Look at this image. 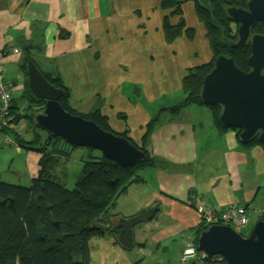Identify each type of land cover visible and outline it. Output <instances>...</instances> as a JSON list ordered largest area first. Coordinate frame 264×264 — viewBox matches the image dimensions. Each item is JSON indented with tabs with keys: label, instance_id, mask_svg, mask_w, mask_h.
<instances>
[{
	"label": "crops",
	"instance_id": "crops-1",
	"mask_svg": "<svg viewBox=\"0 0 264 264\" xmlns=\"http://www.w3.org/2000/svg\"><path fill=\"white\" fill-rule=\"evenodd\" d=\"M186 9L192 25L185 19ZM183 10L187 28L194 30L193 40L196 28L206 39L202 44L207 55L204 63H210L213 53L194 5L187 3ZM166 15L162 0H0V58L5 57L4 79L13 88L12 105L15 102L17 106L26 92L22 60L29 49V58L44 75L59 76L67 88L68 75H76L89 86L86 89L93 90L94 96L88 100L97 103L85 111L83 102H71L77 112L87 114L99 109L115 132L129 130L134 140L136 122L140 124L137 136L142 137L145 127L156 119L147 150L161 163L140 171L141 181L120 197L113 212L129 220L151 210V217L136 225L134 234L135 246L150 252L149 264H194L184 261L182 254L199 237L202 225L198 207L208 206L223 213L233 206H244L249 223L262 221L264 147L243 145L235 129L222 132L211 111L192 105L186 113L191 118L176 120L164 112L175 104L155 110L144 105L146 99L154 104L161 87L174 85L167 73L170 64L181 68L172 75L182 73L176 79L180 92L175 96L185 98L181 94L183 81L198 66L193 61L179 65L176 47H183L178 44L179 38L167 42L163 31ZM171 22L177 24L179 17ZM14 48L20 53L13 54ZM199 115L211 120L199 119ZM14 140L8 136L0 139V159L5 157L0 163V178L5 172L10 177L26 173L31 184L40 171L41 154L21 148ZM14 153L25 158L22 172L14 171ZM89 153H81V167ZM63 161L67 160L60 163ZM81 167L73 175V184ZM111 239L120 245L114 237ZM142 262L145 258L136 264Z\"/></svg>",
	"mask_w": 264,
	"mask_h": 264
},
{
	"label": "trees",
	"instance_id": "trees-1",
	"mask_svg": "<svg viewBox=\"0 0 264 264\" xmlns=\"http://www.w3.org/2000/svg\"><path fill=\"white\" fill-rule=\"evenodd\" d=\"M247 1H213L215 23L223 30L224 36H222L221 31L213 26L208 12L202 9L196 0H162V9L167 12L163 23L167 42L173 43L184 33L190 38L194 37V30L187 28L183 17L184 5L192 3L198 19L206 29V38L213 53L212 62L196 69L197 76L193 75L184 79L185 100L179 105L164 110L171 115L172 119H182L188 107L192 105L206 106L199 99V94L204 78L213 68L218 56L231 57L240 69L249 71L247 62L251 55V47L232 45L237 35L231 28L232 22L225 10L229 6H243ZM174 17H179V22L175 25L171 22ZM255 32L263 34L264 25L259 23L255 27ZM25 57H30L29 49L24 51L23 58ZM22 70L25 76L26 92L18 103L20 105L16 106L14 102L12 106L14 121L20 124L25 118H29L37 130L39 128L34 125V114L40 111L34 107L43 110L44 103L38 104L28 95L24 59ZM44 76L52 85L65 90L66 94L60 100L63 109L72 115L94 121L105 131L129 139L146 154V160L133 167H122L105 158L100 151L88 148L90 153L83 158L82 169L76 175L73 189H70L59 181L56 171L60 161H68L77 148H73L64 139L53 137L47 132V136L42 137L35 131L34 140H26L16 134L14 141L21 148L41 154L40 171L28 187L0 181V264H90V239L108 234L115 238L116 244L119 243L117 237L120 229L116 221L124 222L125 218L113 212L118 200L127 193L130 186L141 181V170L157 167L161 163L160 160L151 157L147 150L149 137L156 121L153 120L145 127L141 143L138 144L131 139L129 130L121 134L115 132L108 118L102 115L99 109H94L87 114L77 112L70 102V90L64 85L62 79L53 74ZM23 107L24 112L20 114L19 110ZM206 107L210 109L221 131H226L227 129L219 122L221 108ZM30 109L34 111L28 114ZM4 131L0 130V133ZM254 145L261 144L257 139L248 144V146ZM262 220L264 221V216ZM206 229L207 227L202 225L198 234L200 235ZM61 236H64L63 241L59 239ZM192 261H195L191 262L194 264H227L221 256L201 257Z\"/></svg>",
	"mask_w": 264,
	"mask_h": 264
},
{
	"label": "water",
	"instance_id": "water-1",
	"mask_svg": "<svg viewBox=\"0 0 264 264\" xmlns=\"http://www.w3.org/2000/svg\"><path fill=\"white\" fill-rule=\"evenodd\" d=\"M208 12L214 27L213 0H196ZM230 22L238 25V42L250 43L249 71L240 69L233 58L220 55L205 76L199 99L206 106L221 108L219 122L225 129L239 131L243 145L255 139L264 147V33L252 36V30L264 25V0H249L247 8L229 7ZM223 34V33H222ZM28 95L44 108L34 114V125L49 135L64 139L73 148H92L122 167H133L146 160V154L129 139L103 130L97 123L63 109L64 89L52 85L29 57L24 58ZM151 217V210L124 220L118 226V242L126 250L135 246V226ZM63 241L64 236H61ZM197 250L208 257L221 256L227 264H264V221L258 222L249 236L226 225H214L198 238Z\"/></svg>",
	"mask_w": 264,
	"mask_h": 264
},
{
	"label": "rangeland",
	"instance_id": "rangeland-1",
	"mask_svg": "<svg viewBox=\"0 0 264 264\" xmlns=\"http://www.w3.org/2000/svg\"><path fill=\"white\" fill-rule=\"evenodd\" d=\"M156 5V4H155ZM190 11L186 9L185 12V19L189 22L190 25H192L191 19L188 16V13ZM196 19V16H195ZM140 20L143 22L142 18ZM194 27V26H191ZM196 36L195 39L190 38L187 34L183 37L179 38L178 44L181 45L183 48L181 49L180 46L176 47L177 57H178V63L183 64L190 61H193L196 63V65L200 66L202 64H205L204 61L207 59L206 53H204L205 48H203V43L206 42V39L204 36L200 35V30L196 28ZM194 42L193 45H191V42ZM191 46V47H189ZM196 52L195 56L193 53ZM37 56L36 54L33 55V57ZM53 61H49L48 64H53ZM170 69L167 70L168 75L171 74L169 77L170 82L174 83L173 90L172 87L170 88L168 85H165L164 87H161V93L157 96V98L153 101L154 104L146 99L145 106H151L153 110L160 106L168 105V103H171L169 105H179L181 104L185 98L181 97L178 98L175 96V94L179 95V90L177 89V78L181 77L182 73L180 75H172L174 73H177L178 71H181V68L178 67L176 64H170ZM69 78H67L66 85L70 89V102L76 103V102H83L84 103V109L85 111H88L91 108L92 104H96L97 100H88V98H92L94 96L93 90L86 89L85 82L81 80L76 75H68ZM91 86V85H90ZM26 88V85H25ZM167 91V93H165ZM184 94V93H181ZM172 95V96H171ZM179 99V100H178ZM176 100L178 102L176 103ZM143 105V106H144ZM195 108H202L201 110H204L205 112H209L210 109L206 106H199L193 105ZM37 109L38 111H41L42 108L34 107V109ZM192 108V107H191ZM33 109V111H34ZM160 110V109H159ZM32 109L28 110V114H31L33 112ZM84 114V113H83ZM188 118H191L189 115H185ZM193 119H196V116H193ZM199 119H203L204 121L206 119L211 120V117L208 118V116L199 115ZM130 119L129 121H131ZM156 120V119H155ZM135 121V120H134ZM16 131L15 133L10 131L8 134H0V139L5 140L8 136L10 139H15L16 134H19L21 137L25 138L26 140H34L36 138V133L41 134L42 137L47 136L46 132L37 129L33 127L31 121L29 118H25L20 124H14ZM135 125H137L138 129L134 131L135 136L137 137V140L135 139V142L140 144L141 143V137L137 136L139 133V123L136 122ZM116 131V130H115ZM143 134V132H142ZM41 139V138H40ZM9 148V147H7ZM82 152H90L88 148H77L76 152L74 153L72 159L70 161H63L60 163L59 167L56 171V176L59 178V181L66 185V187L73 189L75 183L73 184V175L79 171L81 164H80V155ZM24 154H26V151H24ZM5 159L4 156H1L0 163H2V160ZM9 159V158H7ZM9 161V160H8ZM25 167V158L16 156L14 153V171L20 170L21 172L24 170ZM82 169V167H81ZM26 174V173H25ZM22 173L21 176H14L10 177L9 173L5 172L2 174V177L0 178V181L7 182L14 185H20L24 187L30 186V182H28V179L26 178V175ZM121 206H123L121 204ZM258 223V222H257ZM255 220H252L248 226L244 228H236L238 232L245 236H249L251 232L253 231L255 225L257 224ZM112 237L110 235L105 236H96L90 239L89 245H90V264H136L137 261H139L141 258H145V263L142 262L141 264H149L148 262L151 259V254L149 251H146V249L139 247L136 245L134 249L132 250H126L120 245H115L112 243ZM138 244V243H137ZM182 264V263H181Z\"/></svg>",
	"mask_w": 264,
	"mask_h": 264
},
{
	"label": "built area",
	"instance_id": "built-area-1",
	"mask_svg": "<svg viewBox=\"0 0 264 264\" xmlns=\"http://www.w3.org/2000/svg\"><path fill=\"white\" fill-rule=\"evenodd\" d=\"M13 54H19V49H12ZM4 56L0 58V130H14L16 122L13 113V92L12 86L4 79V66L2 64ZM24 107L19 110L23 114ZM9 142V140H7ZM197 212L201 216V225L211 227L214 225H226L236 228H244L249 224L248 211L244 206H233L229 211L217 213L208 206H200ZM200 254V255H199ZM208 257L199 252L196 245H191L182 254L184 261H192L198 258Z\"/></svg>",
	"mask_w": 264,
	"mask_h": 264
},
{
	"label": "flooded vegetation",
	"instance_id": "flooded-vegetation-1",
	"mask_svg": "<svg viewBox=\"0 0 264 264\" xmlns=\"http://www.w3.org/2000/svg\"><path fill=\"white\" fill-rule=\"evenodd\" d=\"M214 1V0H213ZM249 2V0L242 6V5H240V6H229V7H236V8H244V9H246L247 8V3ZM213 3V2H212ZM229 7H226L225 8V10H226V13H227V9L229 8ZM228 15V14H227ZM216 28H218L220 31H221V34L223 33V30L217 25V27ZM231 28H232V30L235 32V34L237 35V30H238V25H236L235 23H233L232 22V24H231ZM252 36H254V35H256V34H258V33H256L255 32V28L252 30ZM222 36H224V33L222 34ZM238 42V36H237V39L236 40H234V43H232V45H235L236 43ZM246 46H249L250 47V43L248 44V45H246ZM213 60V59H212ZM212 62V61H211ZM215 63V62H214ZM206 64H208V63H205V64H202V65H200V66H197V67H195V68H193V69H191L190 70V72H189V75L187 76V77H189V76H197V72H196V69H198L199 67H201V66H204V65H206ZM214 66V65H213ZM212 70V69H211ZM186 77V78H187ZM185 78V79H186ZM44 103V105H45V102H43ZM131 139H133V138H131ZM133 141H135L134 139H133ZM120 225V224H119ZM118 225V226H119Z\"/></svg>",
	"mask_w": 264,
	"mask_h": 264
}]
</instances>
